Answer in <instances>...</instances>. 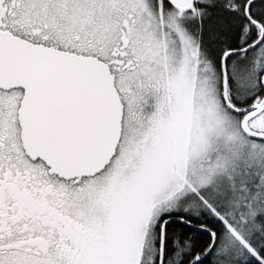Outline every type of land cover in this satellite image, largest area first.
<instances>
[{"label": "snow or ice", "instance_id": "6c2138e0", "mask_svg": "<svg viewBox=\"0 0 264 264\" xmlns=\"http://www.w3.org/2000/svg\"><path fill=\"white\" fill-rule=\"evenodd\" d=\"M0 264H264V0H0Z\"/></svg>", "mask_w": 264, "mask_h": 264}]
</instances>
